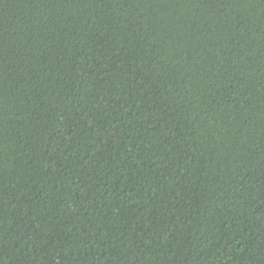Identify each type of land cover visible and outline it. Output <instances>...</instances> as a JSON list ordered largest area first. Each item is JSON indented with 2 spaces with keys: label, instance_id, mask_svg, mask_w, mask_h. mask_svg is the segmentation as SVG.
<instances>
[{
  "label": "trees",
  "instance_id": "obj_1",
  "mask_svg": "<svg viewBox=\"0 0 264 264\" xmlns=\"http://www.w3.org/2000/svg\"><path fill=\"white\" fill-rule=\"evenodd\" d=\"M0 264H264V0H0Z\"/></svg>",
  "mask_w": 264,
  "mask_h": 264
}]
</instances>
